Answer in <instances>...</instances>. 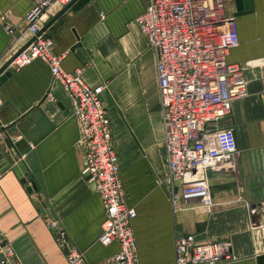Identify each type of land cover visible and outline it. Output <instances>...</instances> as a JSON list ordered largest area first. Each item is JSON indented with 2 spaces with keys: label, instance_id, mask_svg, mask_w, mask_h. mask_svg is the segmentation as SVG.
Instances as JSON below:
<instances>
[{
  "label": "crops",
  "instance_id": "crops-1",
  "mask_svg": "<svg viewBox=\"0 0 264 264\" xmlns=\"http://www.w3.org/2000/svg\"><path fill=\"white\" fill-rule=\"evenodd\" d=\"M252 2L253 10L237 14L236 0L227 1L240 39L227 59L243 65L247 94L234 100L232 114L222 120L234 129L237 151L205 172L215 202L211 212L200 199L182 196L174 209L156 56L136 21L148 0H73L43 32L54 39V52L65 54L66 70L83 67L89 85H109L102 98L126 201L137 211L140 264H176L175 241L188 234L232 242V258L214 264H264L258 261L264 253V0ZM32 6L31 0H0V14L15 29L11 34L0 23V69L31 42L26 16ZM65 6L55 0L42 28ZM6 71L11 75L0 82V236L13 244L22 264H67L46 223L53 217L90 264H117L112 257L118 242L99 240L105 207L82 172L85 151L78 146L71 96L39 59L21 69L10 64ZM147 96L158 99L156 114ZM159 177L166 181L157 183Z\"/></svg>",
  "mask_w": 264,
  "mask_h": 264
},
{
  "label": "built area",
  "instance_id": "built-area-1",
  "mask_svg": "<svg viewBox=\"0 0 264 264\" xmlns=\"http://www.w3.org/2000/svg\"><path fill=\"white\" fill-rule=\"evenodd\" d=\"M31 1L26 20L32 40L11 65L21 69L34 60L43 61L53 79L71 96L80 126L78 146L85 151L82 172L105 207L99 240L103 245L118 242L119 251L112 257L115 263L140 264L133 227L137 211L126 201L119 154L102 98L109 85L91 86L83 78V67L75 71L63 67L65 54L54 52L52 37L39 34L43 15L55 0ZM56 1L65 6L73 0ZM227 1L148 0L136 17L156 56L164 148L175 210L182 196L200 199L211 212L215 202L205 172L231 159L237 151L234 129L223 125L222 120L232 114L234 100L247 94V83L243 65L227 59L240 42L236 17L227 12ZM0 23L9 33H15L5 14H0ZM46 223L65 251L67 264H90L59 220L48 217ZM232 250V242L227 239L205 242L194 234L181 235L175 241L176 264L219 263L230 260ZM0 264H22L13 244L1 236Z\"/></svg>",
  "mask_w": 264,
  "mask_h": 264
},
{
  "label": "water",
  "instance_id": "water-1",
  "mask_svg": "<svg viewBox=\"0 0 264 264\" xmlns=\"http://www.w3.org/2000/svg\"><path fill=\"white\" fill-rule=\"evenodd\" d=\"M243 1H245V5L243 4ZM237 3V14H240V12H249L250 10L254 9L252 0L250 1V4H247V0H236ZM71 5V2L67 4L61 11L55 15L39 32V34L43 33L48 26L57 19L69 6ZM245 6V7H244ZM27 47V46H26ZM26 47L22 48L12 59H10L1 69H0V82L3 81L8 75H11L10 71H6L7 67L11 64V62L14 60V58ZM6 71V72H5ZM3 73V74H2ZM2 74V75H1ZM264 259V253H261L258 256V261Z\"/></svg>",
  "mask_w": 264,
  "mask_h": 264
},
{
  "label": "rangeland",
  "instance_id": "rangeland-1",
  "mask_svg": "<svg viewBox=\"0 0 264 264\" xmlns=\"http://www.w3.org/2000/svg\"><path fill=\"white\" fill-rule=\"evenodd\" d=\"M147 103H148V106H149V110L152 112L151 114H156L158 111H159V107H158V104H153L154 101H158V99L155 97V99H152L151 96H147ZM139 101H141V110L144 111V107L142 105V103H145L144 99L140 98ZM158 121V120H156ZM151 124H152V120H151ZM166 181V177H159L157 179V183H161V182H164Z\"/></svg>",
  "mask_w": 264,
  "mask_h": 264
}]
</instances>
